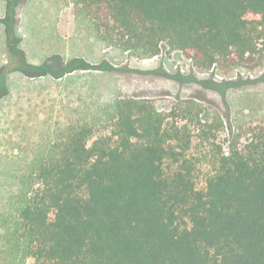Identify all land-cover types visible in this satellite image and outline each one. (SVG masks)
<instances>
[{
	"label": "trees",
	"instance_id": "trees-1",
	"mask_svg": "<svg viewBox=\"0 0 264 264\" xmlns=\"http://www.w3.org/2000/svg\"><path fill=\"white\" fill-rule=\"evenodd\" d=\"M71 1L100 40L136 57L165 45L202 71L264 65V0ZM25 65L8 69L35 76ZM225 130L193 98L160 108L125 97L104 122L57 131L12 176L17 190L0 212L4 260L264 264V115L236 123L223 142Z\"/></svg>",
	"mask_w": 264,
	"mask_h": 264
},
{
	"label": "rangeland",
	"instance_id": "rangeland-1",
	"mask_svg": "<svg viewBox=\"0 0 264 264\" xmlns=\"http://www.w3.org/2000/svg\"><path fill=\"white\" fill-rule=\"evenodd\" d=\"M1 2L0 212L9 191L17 190L12 176L24 159L71 123L104 122L120 98L152 99L160 108L196 99L224 118L223 142L236 123L264 115V65L227 74L202 71L165 45L158 56L136 57L100 40L71 0ZM9 8L15 20L7 18ZM82 61L88 69L62 73ZM23 65L36 75L8 69ZM0 264H10L1 252Z\"/></svg>",
	"mask_w": 264,
	"mask_h": 264
},
{
	"label": "crops",
	"instance_id": "crops-1",
	"mask_svg": "<svg viewBox=\"0 0 264 264\" xmlns=\"http://www.w3.org/2000/svg\"><path fill=\"white\" fill-rule=\"evenodd\" d=\"M0 1H2V2H3V0H0ZM2 2H1V3H2ZM0 36H1V32H0Z\"/></svg>",
	"mask_w": 264,
	"mask_h": 264
}]
</instances>
